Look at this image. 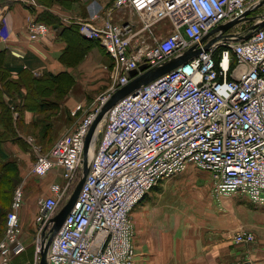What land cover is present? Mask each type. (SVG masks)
Segmentation results:
<instances>
[{
    "label": "built area",
    "instance_id": "2783aa9c",
    "mask_svg": "<svg viewBox=\"0 0 264 264\" xmlns=\"http://www.w3.org/2000/svg\"><path fill=\"white\" fill-rule=\"evenodd\" d=\"M261 1L114 0L105 18L78 22L79 32L97 39L109 55L113 83L32 167L38 177L56 172L62 179L37 201L34 264L44 232L79 180L85 139L102 107L132 80V70L143 64L153 68L194 48L200 52L108 112L76 204L50 244L48 264H135L133 209L162 179L190 166L209 172L211 196L221 209L222 198L234 194L264 206V27L256 26L259 15L251 17L260 7L250 11ZM121 9H130L133 19L114 21L113 12ZM245 14L252 29L238 34L229 29L221 38L214 32L203 41L218 25ZM27 30L36 41L48 37L51 28L29 20ZM0 37L6 39L5 31ZM82 111L78 104L72 115ZM24 202L19 185L0 240V264H14L26 252ZM234 239L253 242L255 234L240 230ZM240 264L256 263L247 257Z\"/></svg>",
    "mask_w": 264,
    "mask_h": 264
},
{
    "label": "crops",
    "instance_id": "0c3cea01",
    "mask_svg": "<svg viewBox=\"0 0 264 264\" xmlns=\"http://www.w3.org/2000/svg\"><path fill=\"white\" fill-rule=\"evenodd\" d=\"M113 2L36 0V3H31L0 0V36L4 31L7 36L6 39L0 37V147L8 159L6 148L18 149L16 151L19 153H13L17 157L14 160L17 165L19 158L27 157L26 148H33L28 140L41 139L42 131H52L59 123L63 125L58 126L61 128L59 132L66 131V119L70 122L68 131L74 130L79 121L72 116L73 109L78 104L90 109L96 101V97L94 101L85 91L87 87L94 89L101 81L106 82L108 76L102 68L110 65L111 59L100 43H86L74 29L66 30L64 26L78 25L79 21L92 20L95 15L105 18ZM42 13L59 16L63 25L51 26L48 37L34 41L28 35L27 24L29 20L45 18L41 16ZM133 17L130 9L113 12L116 22H127ZM92 22L101 24L96 20ZM87 47L88 50L81 57L82 49ZM106 55L109 61H106ZM64 72L67 74L62 75L59 82L71 92L61 101L63 106H42L43 102H57V99L52 100L51 96L40 90V85L50 82L46 74ZM78 72L83 76L81 81L85 78L87 86L81 85ZM61 108L65 110L64 119L57 122L63 112ZM32 126L40 137L37 138V132L29 134L28 129ZM44 138L55 140L50 134ZM46 177L49 178L45 181L44 190L46 195H50L51 184L61 177H57L56 172ZM175 178L178 176L162 179L133 209L137 250L135 264H240L247 256L255 263L264 262V206L255 205L249 222L245 224L239 220L235 222L230 214L228 217L186 221L175 209V201L179 197L177 187H180L178 185L182 180H173ZM228 202L223 199L225 210L230 212L233 204ZM218 209L223 208L218 206ZM240 230L252 231L255 240L236 243L234 237ZM172 235L177 237L173 238ZM25 236L23 232L26 241Z\"/></svg>",
    "mask_w": 264,
    "mask_h": 264
},
{
    "label": "rangeland",
    "instance_id": "374dc122",
    "mask_svg": "<svg viewBox=\"0 0 264 264\" xmlns=\"http://www.w3.org/2000/svg\"><path fill=\"white\" fill-rule=\"evenodd\" d=\"M262 14H264V5L261 6L258 11V15H262ZM253 25H254V22L250 21L249 18H246L242 22H239L234 27H232L230 32L236 33V34L240 32H245L247 27L250 30L252 29ZM106 61H109V57L107 55H106ZM111 68H112L111 62H110V65L106 64L103 66L102 69L105 70V72L103 73H107V76H108L105 80L106 82L102 83L101 81L100 84H98L94 89H89V87H87L85 93H87L88 97H92V99L96 97L97 99L100 95L105 94L107 92V90L110 88V86L113 83L110 78ZM77 77L80 80L81 85L83 87L87 86L86 83L84 82L85 78H84V81H81L83 76L79 72H78ZM81 85L79 83V86ZM70 92L71 91L66 90L65 93L63 94L61 87H59L55 91L51 90L49 93H50L51 99L52 100L57 99L58 100L57 103H59L61 107L63 106L62 102L68 97L67 95ZM85 110H86L85 112L82 111L76 115V118H78V121L80 120V118L84 116V114L87 113V111L89 110V107ZM60 111H63V112H62V115H59L57 122H60L64 119V111H65L64 108H61ZM72 116L75 118L74 115ZM104 123H105V119H103V121L98 127V131L96 135L97 140L102 134V131L104 129ZM58 126L62 127L63 125L59 123L56 126V129L49 131V134L53 135L55 140L48 139V138L28 140L29 142L33 144L32 145L33 148L32 150L30 148H26L28 152L27 157L26 158L22 157V158H19L18 160V167L20 166L19 168H21L20 170L21 177L19 178V176H17V179L10 183L8 181L7 183H2V182L0 183V210H4L0 214V221L2 222L0 224V227H1L0 240L4 235L3 234L4 223H5L4 219H5L6 212L10 209V206L13 200L14 190L19 185H23L24 192H25V202H24V206L21 212V217H22V222H23V232L24 234H26L25 243L27 244V249L24 254H22L21 256H19L18 258L14 260L13 262L14 264L23 263L27 261H30L33 264L36 262V244L34 243V218L38 211V207H37L38 199L46 195L45 194L46 190H44V185H45V181L48 180L49 177L44 178V177H38L34 175L32 173V167L35 161L37 160V158L40 155L46 154L52 148L57 138L60 137V135L64 133L65 130H62L59 132L61 128H58ZM65 128H66L65 133L71 132V131H68L70 128V122L68 121V119L65 120ZM28 131H29V134H34L35 132H37V130L33 126L30 129H28ZM57 134H60V135L57 136ZM38 137H40L39 132H37V138ZM6 149H7L6 151H8L9 159L11 160L17 159V157H15L13 153L15 152L19 153V151H16L18 149H16L15 147H8ZM177 176L178 178H180V180L181 179L182 180H181V183H179L178 185L180 187H177L179 190L178 191L179 197L175 201L176 203L175 209L176 211H178L180 214L183 215L186 221L188 220L198 221L201 219H208L211 217H214V218L225 217V216L228 217V215L230 214L235 222H237L238 220L242 221L243 224H245L246 222H249L250 215H251V212L254 211L255 204L252 203L246 196H243L240 194H234L232 196L223 197L222 200L220 201L222 205H223V199H224V200H228L229 201L228 203L233 204V207L231 208L230 212L226 211L224 206L222 210L218 209L217 200L213 199L211 196V189H212L213 182L209 175V172L205 170H201L195 166H190L186 171L178 174ZM178 178H175L173 180H178ZM28 181L29 183H27ZM61 181L62 180L60 179L59 182ZM211 209H213L214 211H212ZM134 232H135V224H134ZM172 237L176 238L177 236L172 235ZM247 257L251 258L250 256H247ZM39 260H40V254H39V259L37 260V264H39ZM260 263H264V262H260ZM260 263H256V264H260Z\"/></svg>",
    "mask_w": 264,
    "mask_h": 264
},
{
    "label": "water",
    "instance_id": "95a60500",
    "mask_svg": "<svg viewBox=\"0 0 264 264\" xmlns=\"http://www.w3.org/2000/svg\"><path fill=\"white\" fill-rule=\"evenodd\" d=\"M264 5V0L255 4L250 11L255 10L259 7ZM249 11V12H250ZM247 14H249L247 12ZM247 14H245L241 18H237L235 20L227 21L223 24L218 25L212 31L205 35L203 41H205L210 33L219 32L220 34L217 38H221L226 31L231 29L235 24L240 22L243 19L248 18ZM258 22L256 24L257 27H264V14L258 16ZM211 44L208 43L205 47L207 48ZM200 52L199 48H194L192 50L186 51L182 54H179L153 68L147 69V65L143 64L138 69H134L130 72L132 80L121 89H119L116 93H114L111 98L106 102V104L102 107L101 111L99 112L98 116L92 123L89 132L85 139V146H84V156L82 160V169L79 180L70 195L67 199L66 203L61 207L59 212L52 218L51 223L52 227L49 232H44L43 238L40 245V260L39 264H48V251L50 244L54 238V236L59 231L60 227L64 223L66 217L74 208L78 196L81 192V189L84 185L86 177L90 171V165L92 158L95 154V143H96V135L98 131V127L103 121V119L107 116L108 112L123 98L126 96L135 93L136 90L141 88L143 85L148 84L149 82L159 78L160 76L166 74L167 72L171 71L172 69L178 67L182 63L186 62L188 59L192 58L194 55ZM91 153V157L90 154Z\"/></svg>",
    "mask_w": 264,
    "mask_h": 264
},
{
    "label": "trees",
    "instance_id": "16d2710c",
    "mask_svg": "<svg viewBox=\"0 0 264 264\" xmlns=\"http://www.w3.org/2000/svg\"><path fill=\"white\" fill-rule=\"evenodd\" d=\"M41 16H45V18H39L36 19L37 21H45L50 27L53 26L54 27H59L61 25H63L61 23V19L59 16L54 15L52 13H46L45 15H43V13L41 14ZM65 29H74L75 32L77 33L78 36H80L81 40L85 41L86 43H98L97 39H88L85 38L80 32H79V26L77 24H70V25H65L64 26ZM73 48V45L70 47V49ZM89 47H87L86 49H82V53H81V57L83 56V54L85 53V51L88 50ZM79 61V60H78ZM66 72L64 73H59L57 75H54L52 73L46 74L48 76L47 80H50V82H47L45 84H43L42 86L40 85V90L44 93V94H48V96H50V91H55L56 89H58L59 87H61V90L63 91V94L65 93L67 89V86L60 83L59 82V78L62 77V75H64ZM67 74V73H66ZM64 88V89H63ZM58 101V100H57ZM59 103H52L50 101L48 102H43L42 106H48L50 105L51 107L57 106ZM8 117V115H6ZM48 135L49 137V131H42L40 133V136L42 137V139L44 137H46ZM17 176H19L20 178V170L19 167L17 165V162L14 160H10L8 159L7 154L5 153L4 149L2 147H0V183H7V181L13 182L14 180L17 179ZM4 210H0V214L3 212ZM9 211V210H8ZM5 215V219H4V231H5V225H6V216L7 213ZM2 222L0 221V224ZM0 232H1V227H0ZM4 234V232H3Z\"/></svg>",
    "mask_w": 264,
    "mask_h": 264
},
{
    "label": "flooded vegetation",
    "instance_id": "af4514ba",
    "mask_svg": "<svg viewBox=\"0 0 264 264\" xmlns=\"http://www.w3.org/2000/svg\"><path fill=\"white\" fill-rule=\"evenodd\" d=\"M255 15H258V13H256V11L251 12V17H252V16H255Z\"/></svg>",
    "mask_w": 264,
    "mask_h": 264
},
{
    "label": "bare ground",
    "instance_id": "6f19581e",
    "mask_svg": "<svg viewBox=\"0 0 264 264\" xmlns=\"http://www.w3.org/2000/svg\"><path fill=\"white\" fill-rule=\"evenodd\" d=\"M89 155H90V157H91V153H90Z\"/></svg>",
    "mask_w": 264,
    "mask_h": 264
}]
</instances>
